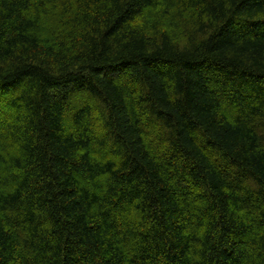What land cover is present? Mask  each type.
<instances>
[{
  "label": "trees",
  "instance_id": "trees-1",
  "mask_svg": "<svg viewBox=\"0 0 264 264\" xmlns=\"http://www.w3.org/2000/svg\"><path fill=\"white\" fill-rule=\"evenodd\" d=\"M0 264H264V0H0Z\"/></svg>",
  "mask_w": 264,
  "mask_h": 264
}]
</instances>
